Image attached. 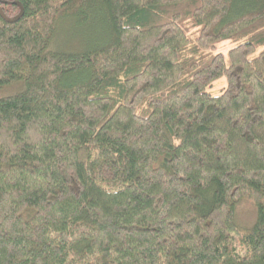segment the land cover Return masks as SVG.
Returning <instances> with one entry per match:
<instances>
[{
  "label": "trees",
  "instance_id": "16d2710c",
  "mask_svg": "<svg viewBox=\"0 0 264 264\" xmlns=\"http://www.w3.org/2000/svg\"><path fill=\"white\" fill-rule=\"evenodd\" d=\"M20 1L0 8V87L24 83L0 97V264H264V0ZM64 18L101 36L50 49Z\"/></svg>",
  "mask_w": 264,
  "mask_h": 264
},
{
  "label": "rangeland",
  "instance_id": "374dc122",
  "mask_svg": "<svg viewBox=\"0 0 264 264\" xmlns=\"http://www.w3.org/2000/svg\"><path fill=\"white\" fill-rule=\"evenodd\" d=\"M102 30L99 24L89 22L86 25H79L75 19H61L58 21L50 40V49L67 52H80L92 46L94 41L101 36ZM230 47L228 41H223L218 45L217 50L226 52ZM226 84L224 76L212 82L209 91L213 94ZM24 88L23 81L0 87V97L12 95ZM256 217L255 207L244 199H239L234 204V219L238 226L242 228L250 227Z\"/></svg>",
  "mask_w": 264,
  "mask_h": 264
},
{
  "label": "flooded vegetation",
  "instance_id": "af4514ba",
  "mask_svg": "<svg viewBox=\"0 0 264 264\" xmlns=\"http://www.w3.org/2000/svg\"><path fill=\"white\" fill-rule=\"evenodd\" d=\"M7 4H21L20 0H0V8L6 7Z\"/></svg>",
  "mask_w": 264,
  "mask_h": 264
}]
</instances>
